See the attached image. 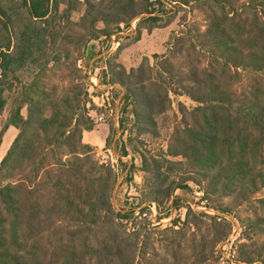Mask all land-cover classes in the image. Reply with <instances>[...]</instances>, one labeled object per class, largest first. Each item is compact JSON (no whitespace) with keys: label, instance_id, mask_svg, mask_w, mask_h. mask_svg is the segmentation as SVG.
I'll list each match as a JSON object with an SVG mask.
<instances>
[{"label":"rangeland","instance_id":"374dc122","mask_svg":"<svg viewBox=\"0 0 264 264\" xmlns=\"http://www.w3.org/2000/svg\"><path fill=\"white\" fill-rule=\"evenodd\" d=\"M173 1L163 0L164 6H156V15L162 17L161 24L171 23L170 27L143 31L145 36L142 39V35L139 36V43L138 30L152 23L138 18L120 28L112 26L107 30L111 37L91 41L80 49L81 61H77L80 53L64 59L62 64L46 63L44 56L38 58L39 63L22 67L16 79L9 78L0 136L12 110L23 103L25 90L32 83L45 88L54 97V103L61 105L62 102L63 114L71 115L66 122V130H71V134L67 133L52 149L47 150L45 146L40 169L36 170L31 157L12 178L13 183L25 188L22 196L30 211L32 231L40 233L45 250L57 261L67 259L64 254L55 252L54 255L55 248L82 251L85 245L92 246L105 239L113 229L105 217L103 225L92 231L91 212L92 181L113 169L117 175L112 193L114 209L124 213L134 211V216L117 229L123 239L124 256L120 264H127L129 259L135 260L133 264H264V144L256 154L253 140L260 136L255 134L250 138L246 160L254 170L240 182L227 179L234 169L227 157L237 159L233 151L237 148L229 149L225 140V145L218 142L220 160L217 164L202 167L197 160L200 157L193 151L187 152L190 138L185 131L207 130L218 110L209 104L207 112L199 111L201 105L183 90L192 86L190 78L196 72L228 91L235 108L246 105L244 107L249 109L251 103H264L260 96L264 92V0ZM3 5L20 7L18 2L11 1ZM65 9L66 5L62 4L60 16ZM76 9L78 12L69 17L77 27L70 25V18L60 17V25L70 38L60 39L59 43L68 45L69 49H74L70 44L77 41L79 35H87L81 27L90 22L82 19L85 8L76 6ZM13 10L8 9L9 14H13ZM20 12L25 14L26 10ZM215 17L223 31L216 39L208 32ZM98 28L105 29V26L99 23ZM2 29L0 20V32ZM5 38L7 35L0 33V43H7ZM146 58L154 68V81L159 74H166L164 67L172 70V74L165 75L172 89L170 101L157 98V103L167 110L161 115L151 114L153 123L149 124L134 115V107L143 112L146 108L139 109L137 100L130 96V88L120 83L126 77L120 75L122 69L118 68L124 67L129 74ZM94 74H99L103 83L114 84L108 86L111 87L110 106L105 109L98 108L89 97L90 76ZM131 80L134 82L136 78ZM155 83L160 85L159 81ZM146 87L152 88L151 83L146 82ZM140 88L132 86L131 91ZM165 89H168L164 88L167 97ZM75 99L79 100L80 107ZM65 102H70L72 109ZM49 105H43L46 118L54 113ZM22 107V115L28 118V104ZM97 112L104 114L113 131L103 150L85 148L80 141L82 130L92 123L95 130L97 123L92 117L97 119ZM225 114H220V121L228 123L232 120L230 110ZM204 117L209 118V123ZM213 127L221 129L217 125ZM236 128L234 123L227 134L219 137H231ZM106 149L110 152L106 153ZM219 173L223 177L220 178ZM178 185L183 189L175 190ZM198 190L205 192L208 208L224 217L222 222L212 220L205 212L195 213L191 208L185 212L188 203H196L194 192ZM62 196H71L76 201L82 196L86 198L81 204L76 202L77 212L69 214L63 211ZM181 209L183 212H179ZM182 213H187L185 220ZM29 232L27 227L25 236L34 237ZM136 234L139 244L133 255L128 245ZM219 239L222 242L218 244ZM81 262L95 264L92 256Z\"/></svg>","mask_w":264,"mask_h":264},{"label":"trees","instance_id":"16d2710c","mask_svg":"<svg viewBox=\"0 0 264 264\" xmlns=\"http://www.w3.org/2000/svg\"><path fill=\"white\" fill-rule=\"evenodd\" d=\"M6 1L18 2L21 8L4 7L3 3ZM166 2L174 1L166 0ZM62 4L66 5V9L63 15L60 16ZM157 5L164 6L165 4L163 0H157L155 3L151 0H0V20L3 25L0 33L7 35V38H5L7 43H0V123L7 106L5 93L9 78L14 76L16 79V73L22 67L28 63L37 64L39 63L38 58L44 56H46V63L62 64L64 59H71L73 54L80 53L77 61H81L82 53L80 49L83 50L91 41L97 42L102 37H111V32L107 30L112 26L120 28L122 24L128 25L130 21H135L138 18L141 22L152 23L150 27H141L138 30L139 41V36L142 35L143 31L150 32L154 29L167 28L171 25V23L161 24L162 17L156 15ZM76 6L85 8L82 19H89L90 22L81 27L87 35H79L78 40L70 44L74 46V49H69L67 48L68 45L59 43L60 39L66 41L70 38L60 25V17L70 18V14L78 12ZM8 9H12L14 13L9 14ZM23 10H26L27 13L20 12ZM55 14L59 19L53 17ZM218 21L217 17L212 19V28L210 26L208 30V32H212L214 39L218 35L223 34ZM69 22L70 25L77 27L71 23V18ZM99 23L104 24L105 29H99ZM63 35L65 36L63 37ZM118 68L122 69L120 75L126 77V80H122L120 83L124 87L130 88L128 90L130 96L137 100L139 109L146 108L145 112H143L134 107V115L138 119L149 124L153 120L151 119V114L157 116L167 110H164V106L160 102L157 103V98L160 101L164 98L170 101L169 96L172 89L171 87L169 88L165 78V75L172 74L170 67L169 69L164 67V73L166 72V74H159L156 81H154L153 76L154 68L148 58L144 60L138 69H132L129 74L124 67L120 66ZM132 77L136 78V81L133 82L131 80L133 79ZM102 79L101 77L103 86L114 85L113 83L105 84ZM157 81L160 83L159 86L155 83ZM146 82H150L152 88L147 89ZM190 82H192V86L184 87L183 90L192 100L201 105L198 110L207 112L206 106L212 104L216 106L215 109L219 112H214L215 116H213L209 126H207V130L185 131L189 133L188 137L190 138L186 144V147L188 146L187 148H189L187 152H195L200 157L197 160L201 162L200 165L202 167H211L220 160V154L217 152L218 142L219 145L220 142L225 145V140L229 143V149L231 147L237 148L233 150L235 155H237V159H233L230 156L227 157L231 160L234 168L232 169L233 174L227 179L240 182V180L248 178L252 172L251 170H254L252 169L253 165L251 166V163L246 160L249 153L250 138L255 134L260 136L258 139L253 140V151L256 154L264 144V103L254 105L251 103L249 109L244 107L246 105L235 108L228 91L212 84L209 80L201 77L199 73L193 72ZM132 86L141 88L137 89V91H131ZM165 87L168 89H165L167 97L164 95ZM141 90H143L142 96L139 95ZM81 96L79 95V97ZM260 96L264 98V92L260 93ZM50 99L52 101L48 102ZM75 100L78 103V107H80L79 100ZM53 101H55L54 97H51L45 88L32 83L25 90L23 103L12 110L7 125L0 136L1 146L4 134L9 127L14 126L20 131L0 167V264H84L81 260L87 259L88 256H92V261L95 264H120L121 258L124 256L121 246L123 239L117 229L134 216V211L127 213L115 211L112 203V193L117 181V175H115L113 169L92 181V231H94V227L103 225L105 217L108 218L113 229L105 239L92 246L85 245L82 251L71 247H67L65 250L62 247L55 248L54 255H56L55 252H57V255L59 253L64 254L67 259L60 262L59 259L57 261L45 250L39 238L40 233L32 231L30 211L27 208L26 199L22 196L25 188L13 183V179L18 168L25 167V163L28 160L30 161L31 157L34 158L31 163L38 171L43 165L42 159L45 146H47V150L52 149L55 144L60 143V139L64 138L67 133L71 134V130H66L68 127L66 122L70 120L71 115L63 114L61 109L62 102L61 105H58ZM46 103L50 104L48 107H51L54 112L50 118H46L44 114L45 107L43 105ZM26 104L29 107L28 118L22 115V105ZM64 104L72 109L73 105H68L71 104L70 102H65ZM229 110L231 112V117L229 118L232 120L228 121V125V123L220 121L222 119L220 114L226 115L225 113H228ZM206 119L209 123V118L204 117L205 121ZM234 123L237 125L234 134L231 137L226 136L227 139H221L219 135L224 136L227 134ZM213 125L220 126L221 129L218 131ZM84 130H94L93 123ZM84 130L80 132L82 146L93 150L96 149L83 142ZM224 153L226 154V151ZM186 157L189 158V156ZM219 177H223V174L219 173ZM61 188L64 189L63 187ZM179 189H183L182 185L175 187V190ZM85 196L87 195L85 194ZM62 198L63 211L72 214L77 212L76 202L81 204L83 203V198L86 197L82 196L77 201L72 199L71 196H62ZM211 219L218 221L214 217H211ZM27 227L31 231L29 234H33L34 237L28 238L25 236ZM69 235H72V231L69 232ZM134 238L128 245L133 255L136 253L139 244L138 234ZM220 240L217 241L218 244L222 242ZM48 258L50 261H47ZM131 260L129 259L127 264H133L135 260L133 262Z\"/></svg>","mask_w":264,"mask_h":264},{"label":"crops","instance_id":"0c3cea01","mask_svg":"<svg viewBox=\"0 0 264 264\" xmlns=\"http://www.w3.org/2000/svg\"><path fill=\"white\" fill-rule=\"evenodd\" d=\"M168 27H170V26H168ZM143 33H142L141 39H142V37L145 36V35H143ZM141 39L138 41V43L141 42ZM97 103H98L97 107L102 109L101 108V106H102L101 102L98 100ZM109 106H110V102L107 104V107H109ZM96 115L104 117L103 116L104 114L101 115L100 112ZM92 118L95 121L97 120L94 117H92ZM106 121L107 120L105 119V122H96L97 126H96L95 130L85 132L83 134V142L87 145H90V146L96 148V149L103 150V149L107 148L108 140H109L110 136H112L113 131L111 128V124H109ZM118 125H119V121L117 119V126ZM18 131L19 130L17 128H15L14 126H11L6 131V133L4 134L2 144L0 146V167H1V163H2L3 159L5 158V156L7 155L9 150L11 149L14 141L16 140V138L19 134ZM105 152L108 153V152H110V150L106 149ZM196 192L197 191H195L194 194ZM188 210H189V203H188V207H186V209H185V212H187ZM179 212H183V209H181ZM186 216H187V213H182L183 219L186 218Z\"/></svg>","mask_w":264,"mask_h":264},{"label":"built area","instance_id":"2783aa9c","mask_svg":"<svg viewBox=\"0 0 264 264\" xmlns=\"http://www.w3.org/2000/svg\"><path fill=\"white\" fill-rule=\"evenodd\" d=\"M120 45L119 43H117ZM90 85H89V97L95 102L98 106L97 101L99 100L102 104L101 108H107V104L110 102V91L111 87H106L102 85L101 77L99 74H94L90 76ZM100 107V106H99ZM96 122H105V117L98 116ZM196 203H189V208L195 213L197 212H205L209 216L216 218L219 222L224 220V217L217 214L214 209L208 208L209 203L205 197V192L198 190L195 193Z\"/></svg>","mask_w":264,"mask_h":264}]
</instances>
